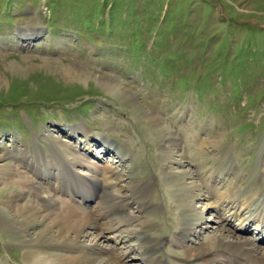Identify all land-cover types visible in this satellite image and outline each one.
I'll use <instances>...</instances> for the list:
<instances>
[{
	"label": "rangeland",
	"instance_id": "rangeland-1",
	"mask_svg": "<svg viewBox=\"0 0 264 264\" xmlns=\"http://www.w3.org/2000/svg\"><path fill=\"white\" fill-rule=\"evenodd\" d=\"M108 81L127 92L117 94ZM141 109L167 125L162 142L152 121L137 118ZM169 135L182 156L174 169L193 173L187 181L214 184L219 193L239 181L241 201L243 191L263 187L264 0H0L3 204L11 200L18 207L35 198L41 203L31 181L45 176L47 192L68 197L63 191L70 187L83 191L77 204L95 215L105 202V189L95 193V178L111 187L116 182L112 189L127 194L126 185L149 184L145 199L132 200L134 210L142 201L150 208L149 226L141 218L109 228L112 215L107 216L99 247L122 255L142 240L123 237L145 227L150 239L165 234L167 249L179 251L168 223L172 213L181 220V206L169 180L159 176L160 148ZM107 144L125 160L106 150ZM76 152L86 153L83 164L75 163ZM209 189L203 188L194 204L203 209L210 202L206 216L217 226L224 213L216 208L221 201L208 198L214 191ZM241 203L231 211H245ZM256 225L243 232L262 243L264 232L254 237ZM228 227L242 232L243 226L236 217ZM208 231L190 237L205 240ZM28 250L0 224V264H30ZM160 254L148 264L178 259L164 250ZM135 257L128 251L122 264H147Z\"/></svg>",
	"mask_w": 264,
	"mask_h": 264
},
{
	"label": "bare ground",
	"instance_id": "bare-ground-1",
	"mask_svg": "<svg viewBox=\"0 0 264 264\" xmlns=\"http://www.w3.org/2000/svg\"><path fill=\"white\" fill-rule=\"evenodd\" d=\"M72 74L80 76L83 73L73 72ZM84 76L86 79L90 78L89 74L85 73ZM107 88L116 90L117 94L124 95L127 92V90L124 91L115 84L112 86L109 81L107 82ZM126 98L130 101V97ZM140 111L143 110L141 109ZM136 115L137 118H148L152 121V124L156 126L154 128L158 133L157 138L159 141L162 142L165 138L166 135L164 133L169 134L166 129L167 125L164 126V123L150 109L139 112ZM168 142L165 147L160 145L162 146L160 152L164 154V157L161 158L162 172L159 176H164L163 179L166 177L169 180V184L174 189L175 197L181 206V220L177 218L179 222L176 221V217L172 213L170 215L173 220L168 223L172 228V235L169 237L174 242L173 244L180 246L181 249L179 251L172 252V249H167L168 245L166 246V243L169 241H167V235L165 234L160 236L154 233L151 239L149 238L148 232L150 230H146L145 227H148L151 222L149 217H147L150 208L143 201L137 210H134L132 206V200L135 201L141 198L143 200L147 193L145 190L149 184L144 186L143 183L138 182L135 185H126L131 190L127 194L126 190L112 189L116 182H111V187L109 184L101 185L99 183L100 178H95V181H92L95 186V193L105 189V202L101 211L93 215V213L81 206L83 203L77 204L78 198L76 195L81 194L83 196V191L70 187V190L63 191L70 193H66L68 197L56 192H47L45 184L50 178L48 177V180L45 176H40L43 179L41 182L38 176L39 180L31 181V183L38 196L42 198V202H38L35 198L33 201L31 200L32 202L27 201L25 204L17 205L18 207H16L11 200L8 204H3L0 201V224H3L13 236L28 246L27 258L30 264H122L123 256L128 251L136 252L135 258L143 259L148 264L155 258V253L158 255L157 258H161V250L166 251L168 255H176L178 258L176 260L168 258V263L166 264H191L192 260H194V264H264L263 236L261 239V241L263 240L262 243H259L247 237L243 232L247 231L248 226L254 221L257 225H259V222L264 221V183L261 188L243 191L245 197L243 198L244 201H241V191H239V188L235 189L239 181L236 184L230 183L229 187L226 186L225 191L220 193V190L214 184L208 183L206 185L197 181H187V177H191L193 173L188 169H174V163H180L178 156H181V153L177 150L175 137L169 135ZM104 143L107 142L104 141ZM115 149L113 144H107L106 150L115 151V154L124 161L126 157L124 158V155ZM86 157V153L76 152L74 154L75 163L83 164L81 160H85ZM260 172L264 182V168ZM126 174H129V172ZM154 174L158 176V173ZM235 178H238V176L235 175ZM203 188H213L214 191L212 195H208V198L210 196L221 201L220 204L217 203L218 206L216 208L222 210L224 216L218 218L217 226H211L213 219L210 216H206L207 210L212 208L210 202H207L203 209L197 208L198 206L194 204L196 199L202 195ZM241 202L246 205H244L246 207L245 211L242 213H238V210L231 211L232 208H236V204L242 205ZM167 206L168 212L172 211V206L169 204ZM110 215L112 216L108 219L111 222L109 228H118L121 224L135 222L142 218L141 223L146 224L145 227L140 230L133 229V231L135 230L134 235L130 233L127 234L128 236L123 237L124 242L130 239L131 236L142 239L138 242V246H129L123 251L122 255L109 254L105 251L106 247L104 249L99 247L100 244L97 240L104 237L103 231H99L101 223H103L102 220ZM236 217L240 219V223L243 226L242 232L228 227L229 222ZM205 228L212 229V231H208V235L205 234L207 236L205 240L201 237V240L197 239L194 241L190 237L191 233ZM258 229L256 237H258L259 232H264V226L259 225ZM92 234H94V237L91 236ZM87 236L89 239L85 238ZM91 240L92 242H89ZM44 245H49L51 248L60 247L62 251L60 253L51 252L50 250L43 251L44 248L39 251L38 246ZM65 250H75L76 253L66 254ZM141 251L143 255H141ZM151 252L152 254H150ZM99 255L105 257L100 258Z\"/></svg>",
	"mask_w": 264,
	"mask_h": 264
}]
</instances>
